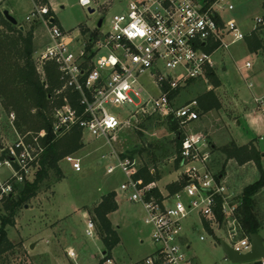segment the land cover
Segmentation results:
<instances>
[{"label":"built area","instance_id":"obj_1","mask_svg":"<svg viewBox=\"0 0 264 264\" xmlns=\"http://www.w3.org/2000/svg\"><path fill=\"white\" fill-rule=\"evenodd\" d=\"M4 1L0 0V5ZM234 1H131L123 14L113 17L109 31L102 33L97 29L86 37L83 30L64 32L51 15L55 13L51 5H35L26 20L49 23V43L34 58L36 70L45 79V66L52 63L59 74L60 85L54 95L61 100V105L53 115L57 137L80 129L84 136L106 139L135 112L145 109L169 112L182 128L197 122V102L175 110L172 96L179 87L214 70L218 52L228 51L232 45L245 40L247 33L239 23L225 18L235 11ZM79 4L89 9L92 1L79 0ZM262 24L263 19L257 18L255 30ZM245 67L251 68V64ZM145 73L160 90L158 97H141L144 90L140 76ZM248 88L253 86L249 84ZM253 101L256 111L264 116V96H255ZM127 113H131L128 119L124 117ZM45 135L41 131L38 138ZM38 138L31 143L20 137L13 146L0 149L4 153L0 168L6 167L11 172L4 179L0 177V197L12 193L13 183L31 181L44 151ZM209 148L202 134L184 136L180 178L189 180H184L186 184L181 192L161 199L152 194V188L136 179L139 166L135 159H122L113 154L115 162L107 166V173L124 174L126 180L120 191L130 202L142 206L145 224L151 228L154 252L134 264H196L188 255L191 249L188 233L200 230L209 236L211 230L217 244L224 241L237 253L250 252V238L237 218L241 203L211 169ZM64 161L76 173L82 171L80 158L69 155ZM85 226L86 236L95 239L94 220L89 219ZM220 232L223 235L217 236ZM200 240L205 241V236L201 235ZM104 256V264H114ZM76 257L74 252L69 254L72 260ZM225 260L228 261L226 257ZM244 264H264V258Z\"/></svg>","mask_w":264,"mask_h":264},{"label":"rangeland","instance_id":"obj_2","mask_svg":"<svg viewBox=\"0 0 264 264\" xmlns=\"http://www.w3.org/2000/svg\"><path fill=\"white\" fill-rule=\"evenodd\" d=\"M91 1L90 8L95 10L94 13L81 7L79 0H5L0 8L8 9L27 32L33 28L34 59L48 45L49 37V23L46 20H26L35 5H51L55 10L51 15L64 32L83 30L86 37L97 29L102 33L109 31L113 17L123 14L129 3L137 0ZM234 4L235 11L225 18L235 19L248 36L254 33L258 35L263 43L262 49L254 53L248 41L244 40L232 45L228 51L218 52L214 72L220 85L217 86L207 75L190 81L173 94L172 108L176 110L197 102L199 120L184 126L182 130L185 135L198 133L206 138L210 144L211 169L216 174L225 171L223 182L235 200L241 202L243 190L258 181L262 172L254 161L239 164L238 159L230 157L225 149L248 148L255 149L260 155L264 153V141H261L264 138V116L256 111L253 101L255 96H264V0H235ZM257 18H262L263 24L255 30ZM101 20L103 23L99 28ZM0 30L3 31V28ZM247 63L251 64V68L245 67ZM140 83L144 90L141 97L160 95V90L148 73L140 76ZM249 84L253 86L252 89L248 88ZM209 94L215 96L217 108L204 113L200 100ZM129 111H134V108ZM147 111L149 109L139 110L132 116L131 113L125 114L126 119L131 117L106 139L82 135V147L71 154L81 159L82 171L76 173L64 159L60 161L63 177H51L46 181L37 196L18 210L15 224L6 226L13 248L0 257V264H104L103 252L107 247L96 210L110 194H114L118 208L107 218L117 233L119 244L109 257L114 264H134L148 257L154 245L151 228L145 224V212L139 203L130 202L120 191L121 184L126 180L124 174L120 171L112 175L107 173V166L115 162L113 154L119 157L132 154L139 171L146 167L151 175L160 177L149 184L139 178L143 185L149 186L152 191L158 190L160 196L165 197L182 191L183 188L175 193L170 191L171 186L180 183L182 173L174 154L176 134L170 132L168 126L170 114ZM15 119L14 113L4 109L0 103V149L13 146L23 136L15 129ZM66 135L58 138L63 139ZM31 139L32 136L28 140L34 141ZM260 166L264 170V156L261 157ZM10 174L6 167L0 168L1 178ZM4 198L0 197V228L1 219L7 214L3 209ZM255 200L257 213L264 220V188ZM89 219L96 223L95 239L85 234ZM260 234L264 239V227ZM201 235L206 238L203 242ZM220 235L223 232L217 233V236ZM188 236L191 243L188 255L195 259L196 264H232L225 260L221 246L211 236L201 230L188 233ZM32 244L35 247L31 250ZM71 252L76 253L75 260L69 258Z\"/></svg>","mask_w":264,"mask_h":264},{"label":"trees","instance_id":"obj_3","mask_svg":"<svg viewBox=\"0 0 264 264\" xmlns=\"http://www.w3.org/2000/svg\"><path fill=\"white\" fill-rule=\"evenodd\" d=\"M2 11L0 8V28H3V31L0 30V103L4 109L11 110L14 113L16 117L15 129L23 135L22 137L25 136L26 142H30L28 138L31 136V140L38 138L41 131H45L46 135L44 138H38V143L44 151L40 156L34 180L14 183L12 193L4 196L3 209L7 214L1 219L0 257L13 248L8 240L6 226L15 224L18 210L37 196L46 181L51 177L57 179L63 177L59 163L82 147L81 138L83 135L80 129H74L63 139H59L55 134L53 115L55 108L61 105V100H58L54 95L55 90L60 85L57 68L54 64L48 63L45 66L46 78H41L33 59V28L27 32L25 28L21 30L19 27L11 25L4 18ZM245 40L248 41L250 50L254 53L263 47L261 39L255 33L251 36L247 35ZM215 74L212 69L208 70L205 75L219 86L220 82ZM215 100L213 94L202 98L200 100L202 111L207 113L212 108H217ZM73 105H75V102ZM168 126L170 132L176 134L174 154L177 155L176 162L179 168L182 141L185 135L178 121L174 120L172 116L168 117ZM225 150L230 157L233 156L238 159L239 164L243 165L246 162L254 161L262 172L258 181L243 190L240 198L241 204L237 211V218L245 235L260 234L264 227V220L257 213L255 197L264 188V170L260 166L261 157L264 156V153L260 155L255 149L250 150L248 148ZM3 157L4 155L0 157V161ZM120 158L134 159L132 154L131 156L122 155ZM224 176L225 171L218 174V178L223 179ZM139 178H143L146 184L160 179L159 176L154 177L151 175L146 167H143L136 175V179ZM185 184L186 182L181 179L178 185L170 187V191L175 193L182 189ZM152 194L158 199L162 198L158 190H153ZM117 208L118 204L114 200V194H110L103 200L102 206L96 210L104 229L103 241L107 247L104 252L107 258H110L111 251L119 244L117 233L107 218V215L114 213ZM209 233L216 238L211 230H209Z\"/></svg>","mask_w":264,"mask_h":264},{"label":"water","instance_id":"obj_4","mask_svg":"<svg viewBox=\"0 0 264 264\" xmlns=\"http://www.w3.org/2000/svg\"><path fill=\"white\" fill-rule=\"evenodd\" d=\"M90 13H94L95 10L89 8ZM4 18L11 25L19 27L21 30H24V27L20 25L19 21L15 16H13L8 9L2 11ZM51 23H54V20H51ZM103 20L98 24L99 27L102 26ZM185 181H188L189 178L184 177ZM251 241V250L247 254H240L231 249L224 241L220 242L221 249L227 258V260L232 264H244L249 262H254L264 258V239L261 234H252L249 236ZM35 245L32 244L30 249H34Z\"/></svg>","mask_w":264,"mask_h":264},{"label":"crops","instance_id":"obj_5","mask_svg":"<svg viewBox=\"0 0 264 264\" xmlns=\"http://www.w3.org/2000/svg\"><path fill=\"white\" fill-rule=\"evenodd\" d=\"M63 7V6H62ZM57 20V19H56ZM56 20H55V23H56ZM57 24V23H56ZM48 43H49V37H48ZM154 252V250L149 254V255H151L152 253ZM104 254H105V252H103ZM148 255V256H149ZM113 260V259H112Z\"/></svg>","mask_w":264,"mask_h":264}]
</instances>
